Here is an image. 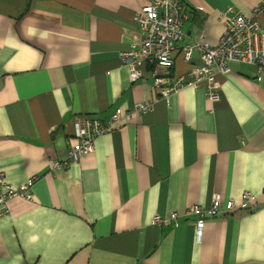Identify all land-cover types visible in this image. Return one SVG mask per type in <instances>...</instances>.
Here are the masks:
<instances>
[{"label": "crops", "instance_id": "crops-1", "mask_svg": "<svg viewBox=\"0 0 264 264\" xmlns=\"http://www.w3.org/2000/svg\"><path fill=\"white\" fill-rule=\"evenodd\" d=\"M178 1L183 37L159 74L198 65L182 48L217 44L221 12L252 16L260 0ZM144 3L0 0V172L16 188L33 180L34 195L0 218V264H264V71L231 64L214 104L203 89L162 96L150 64L131 83L119 52L141 41L133 16ZM136 104L148 108L70 162L78 118L107 124ZM244 192L254 205L207 217L198 244L187 208ZM171 213L176 226L151 224Z\"/></svg>", "mask_w": 264, "mask_h": 264}, {"label": "built area", "instance_id": "built-area-1", "mask_svg": "<svg viewBox=\"0 0 264 264\" xmlns=\"http://www.w3.org/2000/svg\"><path fill=\"white\" fill-rule=\"evenodd\" d=\"M144 5L133 16V23L139 27L141 41L128 50L119 52L122 66L127 67L129 81L134 83L143 78V66L150 64L148 76L152 84L164 97L186 88L203 89L207 100L214 104L219 96L214 87L217 74L227 75L231 64H247L256 66L258 72L264 71V33L258 21L264 17V0H260L253 8L251 15L246 16L227 8L221 12L224 31L218 43L211 45L205 41L195 42L191 46L182 48V57L190 62L194 52L199 54V64L181 75L159 74L158 70L173 68L171 52L176 43L183 37L182 5L178 0H144ZM148 106L136 104L133 108L121 112L115 111L107 124H102L91 117H81L74 123L75 142L70 147L68 155L71 163H79L83 156L93 152L97 137L105 134L112 128H119L122 119H129L135 111H143ZM59 164L52 163V168ZM33 180L19 187H13L6 182L3 172H0V218L9 212L8 203L12 199L33 201ZM256 197L244 192L238 200L228 199L221 203L220 197L215 194L211 198L209 208L191 205L185 215L196 217L195 240L202 241L203 227L207 217H214L218 213H229L235 208L247 209L254 205ZM223 210V211H222ZM180 214L171 213L167 217L153 216L152 225L160 227L173 222L177 225Z\"/></svg>", "mask_w": 264, "mask_h": 264}]
</instances>
